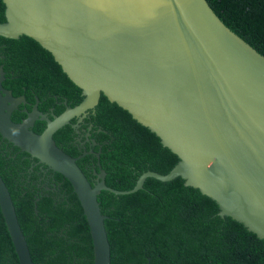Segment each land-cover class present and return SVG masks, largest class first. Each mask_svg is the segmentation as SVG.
I'll return each instance as SVG.
<instances>
[{
	"label": "water",
	"instance_id": "obj_1",
	"mask_svg": "<svg viewBox=\"0 0 264 264\" xmlns=\"http://www.w3.org/2000/svg\"><path fill=\"white\" fill-rule=\"evenodd\" d=\"M3 2L0 37L35 39L82 90L80 103L52 119L34 106L16 122L12 112L26 99L0 80V133L72 184L89 225L93 264L112 259L108 216L98 196L102 190L136 192L148 177H182L217 202L220 216L264 239V55L226 25L208 0ZM102 94L178 156L169 172L147 170L133 188L117 189L106 183L101 149L72 156L57 145L54 134L73 118L82 121ZM37 119L46 121L41 133L32 129ZM87 154H95L100 167L93 183L77 163ZM0 207L20 264H34L1 174Z\"/></svg>",
	"mask_w": 264,
	"mask_h": 264
},
{
	"label": "trees",
	"instance_id": "obj_2",
	"mask_svg": "<svg viewBox=\"0 0 264 264\" xmlns=\"http://www.w3.org/2000/svg\"><path fill=\"white\" fill-rule=\"evenodd\" d=\"M208 2L226 25L264 55V0ZM5 19L0 16V21ZM0 51L12 56V62L21 61L27 80L29 73H36L33 85L39 84L37 80H43L45 86L50 80H59L58 91L68 95L70 106L82 101V90L35 39L1 36ZM87 117L98 142L93 148L101 149L99 161L107 172L106 183L114 188L131 189L143 172L167 173L179 160L155 132L104 94ZM13 119L20 121L14 114ZM39 123L33 129L41 133L44 126ZM98 128L101 130H95ZM74 134V128L65 125L54 138L64 151L78 156L83 149L73 142ZM77 163L93 183L94 170L100 171L97 156L84 155ZM24 169L8 170L0 162V174L11 193L34 264H93L89 225L72 184L55 172L61 182L58 191L38 200L34 193H26ZM98 200L108 216L105 226L111 264H264V239L232 217L220 216L217 202L187 186L182 177L169 181L148 177L136 192L102 190ZM0 264H20L1 207Z\"/></svg>",
	"mask_w": 264,
	"mask_h": 264
},
{
	"label": "flooded vegetation",
	"instance_id": "obj_3",
	"mask_svg": "<svg viewBox=\"0 0 264 264\" xmlns=\"http://www.w3.org/2000/svg\"><path fill=\"white\" fill-rule=\"evenodd\" d=\"M0 12H3L1 15L5 16V3L3 0H0ZM6 51L8 52L9 50L6 49ZM11 57L12 56L0 51V80L2 86L6 90L12 91L14 96H24L26 99V102L20 103L18 108L12 112V119L14 114L15 119L20 120L16 122H21L27 116L25 110L31 111L34 106H37L40 111L52 119L54 115H59L70 106L68 95L58 91L60 84L59 80H50L47 86L44 85L43 80H37L39 84L33 85L32 78L36 76V73H29V80H27V76L23 72L24 69L21 65V61L12 62ZM68 91L72 93L73 90L69 87ZM29 95H31V98H29ZM24 113L26 115L23 116ZM87 116L79 122L78 118H73L71 119V123L67 124L71 126L72 124H78L75 128L72 126L75 131L73 142L79 149H83V151L94 149L93 147L98 144L94 137L93 123L87 119ZM37 121H40V126L46 127V121L37 119L35 125ZM95 130L100 131L99 128ZM89 133L91 134L89 135ZM95 142H97V144H95ZM87 147L90 148L87 149ZM0 162H5L6 169L8 170L20 167L25 168L23 172L26 173L27 176L23 185L26 189L22 185L21 186L26 190V193H34L37 195L38 200L44 195L49 196L50 193L58 191L57 188L60 186L61 182H57L58 178L55 171L46 164L39 162L37 158L31 156L29 153L22 151L7 138H3L1 133ZM28 163L30 165H28Z\"/></svg>",
	"mask_w": 264,
	"mask_h": 264
}]
</instances>
